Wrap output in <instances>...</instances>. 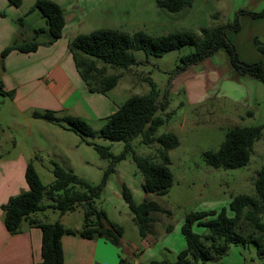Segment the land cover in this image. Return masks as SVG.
Here are the masks:
<instances>
[{
    "label": "rangeland",
    "instance_id": "1",
    "mask_svg": "<svg viewBox=\"0 0 264 264\" xmlns=\"http://www.w3.org/2000/svg\"><path fill=\"white\" fill-rule=\"evenodd\" d=\"M31 1L26 0V4ZM262 11L264 0H193L190 8L174 13L158 8L154 0H100L72 33L88 34L106 28L129 34L141 31L151 36H161L188 30L202 37L205 32L219 25L232 26L236 21L238 30L235 32L229 29L226 36L239 60L246 64L259 62L264 65V54L258 51L253 42L256 38L264 44V15L260 18L251 16ZM192 50L191 46H183L160 57H146L144 52L132 46L128 51L139 62L137 66L124 69L106 65L107 74L119 75L120 79L105 95H96V98H102L99 100L100 106L96 102L94 116L80 117L93 130V137L72 131H57L56 135L45 133L34 122H31L32 136L28 140H25L22 128H16L13 135L17 147L31 148L34 145L32 142L37 140L41 148H46L49 156L44 155L34 161L44 185L53 180L51 162H57L92 186L103 184L95 205L105 212L109 220L123 227L126 242L132 241L140 245L144 238H140L135 230L128 207L122 199V185L130 191L135 203L154 201L168 211L169 214L152 213L155 221H158L153 223L154 234L147 237L154 244V261L166 260L173 263L177 254L185 249L180 228L186 214L219 211L227 208L231 196L253 195L254 178L264 164V128L259 140L253 144V153L245 167L212 168L204 163L201 153L218 149L225 133L234 126L248 127L264 123V85L248 76H238L224 50L182 69L181 57ZM97 65L101 67L102 64L99 62ZM147 79L156 85L157 101L168 103L164 111H158L165 122L157 129L156 136L169 132L175 134L179 141L176 148L167 151L172 186L167 194L159 197L143 191V179L131 154L117 162L114 171L104 177L110 166L109 160L102 159L86 143L109 147L113 155L121 153L124 144L100 137L99 130L106 117L129 97L149 92ZM197 100L199 103L195 104ZM85 102L88 103L87 100ZM68 114L71 115L72 112L54 113L59 118ZM10 118L12 115L3 112L0 104V121L8 123L11 122ZM18 119L21 121L22 117L19 116ZM2 132L0 128V148L2 151L11 150L14 144ZM140 142V138L131 142L133 151L139 157H149L159 148L156 143L147 147ZM72 143L77 148L68 152L67 148ZM43 214L47 222L61 219L70 228L82 225V210L62 216L56 210H47ZM169 226L170 230L167 231ZM192 230L202 237L208 233L205 228L197 225ZM200 264H264V255L260 257L257 254L253 243L237 244L230 246L224 256L214 257Z\"/></svg>",
    "mask_w": 264,
    "mask_h": 264
},
{
    "label": "trees",
    "instance_id": "2",
    "mask_svg": "<svg viewBox=\"0 0 264 264\" xmlns=\"http://www.w3.org/2000/svg\"><path fill=\"white\" fill-rule=\"evenodd\" d=\"M10 5L19 7L21 0H8ZM158 8L168 12H178L190 8L193 0H154ZM33 8L40 11L46 19L48 30L53 38L61 37L65 26L61 7L51 0H36ZM264 11L251 14L260 18ZM21 23V19L18 20ZM238 24L219 25L202 37L194 32L180 30L161 36H151L138 31L129 34L114 29H97L88 34H79L67 44L68 52L75 69L87 87L88 92L105 95L112 90L120 79L119 75L107 74V66L127 69L137 66L139 62L128 50L133 46L144 52L145 56L160 57L166 52L183 46H191L193 50L181 57L182 69L202 62L219 50L228 55L230 65L239 76H248L264 85V65L262 63L246 64L241 62L233 45L227 39V31L238 30ZM39 31V30H38ZM37 33V31L35 32ZM259 52L264 54V44L253 39ZM38 43L31 41L23 44H11L2 52V57L10 51L21 53L33 52ZM101 67H98V63ZM150 90L144 95L129 97L121 106L106 117L104 125L99 130V136L110 142L124 144L121 153L113 155L109 147L87 142L97 154L109 160L110 166L105 174L114 171L117 162L131 154L132 160L140 172L145 193H154L170 186L172 174L169 169L167 151L179 145L178 138L173 133H162L156 136V131L165 120L158 114L168 106L166 101L158 102V90L154 82L147 79ZM0 95L12 96L0 88ZM32 117L48 123L56 124L63 129L76 134L93 137L91 127L80 117H56L54 112L46 110L34 112ZM264 123L257 126H234L227 131L223 143L216 152H204L205 161L213 168L237 169L249 163L253 153V144L261 137ZM141 139V144L147 147L154 143L158 149L149 157H139L131 147V142ZM53 180L44 185L34 166L28 162L25 169L27 189L13 196L1 206L3 224L10 234L19 232L20 224L26 221L28 225L38 227L41 231V261L38 264H63L60 239L64 235L77 234L85 239H106L112 245L119 246L123 228L111 222L105 212L95 205L99 198L102 185L92 186L66 170L55 162H51ZM254 194H237L230 197L227 208L219 211H196L184 216L180 232L185 242V249L177 254L176 261H151L149 264H200L214 257H222L232 245H247L253 243L257 254L264 255V164L256 173L253 181ZM121 196L132 216L140 238H146L152 231L155 219L154 212L169 214L154 201L135 203L132 194L121 186ZM44 200L47 202L45 203ZM81 207L83 212L80 230L75 231L65 227L58 220L47 222L38 220L35 214L46 210H56L59 215ZM197 225L205 228L208 233L202 237L194 233L192 227ZM170 230V226L167 231ZM119 264H122L120 261Z\"/></svg>",
    "mask_w": 264,
    "mask_h": 264
},
{
    "label": "crops",
    "instance_id": "3",
    "mask_svg": "<svg viewBox=\"0 0 264 264\" xmlns=\"http://www.w3.org/2000/svg\"><path fill=\"white\" fill-rule=\"evenodd\" d=\"M35 1L32 0L27 5L26 0H21L20 6L16 8L10 5L8 0H0V88L12 94L11 97L0 95L2 111L12 115L11 122L0 121V128L6 138H11L14 144L11 150L2 151L0 148V264H38L41 261V231L38 227L23 221L19 232L10 234L3 224L1 206L9 198L27 189L24 178L27 163L31 162L36 170L35 159L49 156L46 154V148H41L37 140L32 142L34 145L31 148L17 147L13 136L16 128H22L25 140L32 136L31 122L36 123L45 133L56 135L57 131L69 132L56 124L33 118L32 113L49 110L54 113L72 112L71 115L63 116L90 117L95 114L96 102L100 106L99 100L102 98H96L99 93H88L67 48L68 42L76 36L72 30L83 23L86 14L100 0H51L61 7L64 14L65 26L57 40L51 37L46 19L38 9L33 8ZM31 41L38 43L35 51L21 53L13 50L2 57V52L11 44L19 45ZM198 103V100L195 101V104ZM19 116L22 117L21 121ZM41 121L45 124H41ZM73 144L75 143L68 146V152L77 148ZM1 145L0 138V147ZM218 149L201 153L207 166L211 167L204 159V152H216ZM172 182L173 178L169 187L150 194L158 197L167 194ZM77 210L82 209L76 207L66 213ZM44 212H39L41 215L37 213L35 217L38 220H46ZM57 220L63 224L61 219ZM80 228L71 229L78 231ZM152 231L154 234L153 224ZM123 234L124 229L117 247L102 238L85 239L77 234L64 235L60 239L63 264H119L120 261L122 264H149L154 261V244L149 237L142 239L138 245L132 241L126 242Z\"/></svg>",
    "mask_w": 264,
    "mask_h": 264
}]
</instances>
